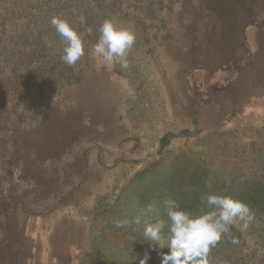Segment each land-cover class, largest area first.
<instances>
[{
    "label": "rangeland",
    "instance_id": "1",
    "mask_svg": "<svg viewBox=\"0 0 264 264\" xmlns=\"http://www.w3.org/2000/svg\"><path fill=\"white\" fill-rule=\"evenodd\" d=\"M53 16L84 41L75 65L60 59ZM106 18L135 34L127 69H94L92 44ZM195 69L200 93L189 87ZM209 73L221 90L207 86ZM172 74L180 88L186 78L196 104L179 120ZM208 101L215 128L201 118ZM117 139L133 140V150L117 153ZM142 152L152 159L131 155ZM208 194L244 201L253 217L246 231L237 222L222 236L209 264H264V0H0V248L14 251L8 264L30 246L22 229L34 218L68 220L70 264H140L145 252L147 264H161L164 201L196 214ZM137 216L139 226L117 227ZM158 220L165 227L153 241L144 227Z\"/></svg>",
    "mask_w": 264,
    "mask_h": 264
},
{
    "label": "clouds",
    "instance_id": "2",
    "mask_svg": "<svg viewBox=\"0 0 264 264\" xmlns=\"http://www.w3.org/2000/svg\"><path fill=\"white\" fill-rule=\"evenodd\" d=\"M50 23L63 41L61 61L75 65L85 55L84 41L66 19L53 16ZM98 32L91 51L95 71L111 70L117 64L127 69L129 51L135 43L134 32L107 18L101 22ZM164 207L169 221V252L160 253L161 264H209V253L222 236H231V227L237 222H242L241 228L246 231L253 219L248 205L231 195L208 194L206 207H201L196 214L182 209L174 199H166ZM129 223L139 226L141 219L137 216L131 222L127 219L117 221V227H126ZM164 227L161 220L145 224L144 236L160 241ZM232 242L238 243L235 237ZM148 260L149 253L145 252L140 264H147Z\"/></svg>",
    "mask_w": 264,
    "mask_h": 264
},
{
    "label": "crops",
    "instance_id": "3",
    "mask_svg": "<svg viewBox=\"0 0 264 264\" xmlns=\"http://www.w3.org/2000/svg\"><path fill=\"white\" fill-rule=\"evenodd\" d=\"M225 72V71H223ZM221 72V73H223ZM172 74L170 76V84H171V98H170V109L171 113L173 115H176L175 117L180 119V115L187 116L188 113L196 107V104L193 100L190 99V93L188 91L187 85H186V78L185 83L181 86V83L179 81H175ZM209 80L207 86H210L211 89L214 90H221L220 87L215 88V83L213 80L214 74L209 73ZM218 77V76H217ZM180 85V86H179ZM183 88V91L182 90ZM113 90L111 88H106L104 85H100L98 87V90ZM176 90V91H175ZM184 93L188 94V98L185 97ZM182 107V108H181ZM206 108H204V111H202V121L206 120L208 121V124L211 125V128H215L218 124V122L215 121V113H216V103L213 101H208L205 105ZM157 128L159 127V123H157ZM156 128V129H157ZM94 139L93 143H101V139ZM99 140V141H98ZM116 145H119V149L117 150V153H126V151L130 150L132 151L135 145V142L133 140L126 141L124 139H117ZM82 145L85 147V150H89L90 145L92 146L91 140H83ZM143 155H139L138 153H132V157H139L143 156V160L147 161L152 159L151 156L148 155V153H143ZM89 161V168L90 170L95 169V161H96V155L89 154L88 156ZM65 221L60 222H53L52 219L47 218H41V219H33L32 222L29 223V225H25L22 229L24 235L30 237V246L28 249L24 252H20L19 256L16 253V256H18V264H70L71 260H68L69 252H64V248H62L63 245V237H64V225L68 221L64 218ZM9 249L5 246L0 248V264H8L10 257H12L13 250L8 252ZM14 254V253H13Z\"/></svg>",
    "mask_w": 264,
    "mask_h": 264
},
{
    "label": "trees",
    "instance_id": "4",
    "mask_svg": "<svg viewBox=\"0 0 264 264\" xmlns=\"http://www.w3.org/2000/svg\"><path fill=\"white\" fill-rule=\"evenodd\" d=\"M241 45L244 49L248 50V44H247V40H246V32L243 31L241 34ZM198 70L195 69L194 71H192L189 76H188V81L190 83V88L192 87V91L196 92V93H200L201 91L199 90V87H197L196 85V80H197V75L199 72H197ZM219 71H224V69H220ZM220 73V72H219Z\"/></svg>",
    "mask_w": 264,
    "mask_h": 264
}]
</instances>
